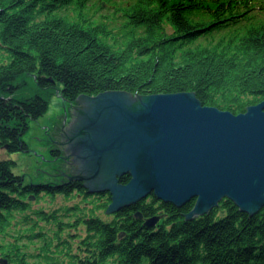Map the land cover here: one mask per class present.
<instances>
[{
  "label": "trees",
  "instance_id": "1",
  "mask_svg": "<svg viewBox=\"0 0 264 264\" xmlns=\"http://www.w3.org/2000/svg\"><path fill=\"white\" fill-rule=\"evenodd\" d=\"M88 1L0 0V150L30 151L23 135L56 93L192 91L236 114L264 99V0H101L117 19L90 15ZM15 165L0 158V264H264V207L251 214L225 198L188 218L195 200L152 193L104 216L109 192L26 183ZM42 193L95 199L35 208Z\"/></svg>",
  "mask_w": 264,
  "mask_h": 264
},
{
  "label": "water",
  "instance_id": "2",
  "mask_svg": "<svg viewBox=\"0 0 264 264\" xmlns=\"http://www.w3.org/2000/svg\"><path fill=\"white\" fill-rule=\"evenodd\" d=\"M78 100L62 142L73 155V180L91 194L110 193L108 214L152 193L178 207L195 199L188 218L225 198L251 214L264 207V99L238 114L203 105L192 91L110 90ZM135 216L143 219L140 211Z\"/></svg>",
  "mask_w": 264,
  "mask_h": 264
},
{
  "label": "rangeland",
  "instance_id": "3",
  "mask_svg": "<svg viewBox=\"0 0 264 264\" xmlns=\"http://www.w3.org/2000/svg\"><path fill=\"white\" fill-rule=\"evenodd\" d=\"M100 1L89 0L86 12L90 15L96 14L97 17L105 14L106 16H110V18L117 19L114 15L115 8L108 5L105 8H101L99 6ZM116 1L121 2L122 0ZM72 13L74 12L72 11ZM71 107H82V104L79 100L68 101L63 99L60 93H56L51 99L48 112L39 119L32 120L28 131L23 135V139L29 146L30 151L11 153L0 150V158H9L16 161L14 171L17 174H24L26 176V183H51L50 180H60L59 182L62 183L60 185H63L73 180V176L76 174L73 155L68 154L67 148L69 144L66 141L62 142L64 124L70 127L75 113ZM55 150L58 152V155H55ZM93 199H95L93 196L84 199L82 196L77 195H73L70 198L58 195L53 200L42 193L39 201H35L34 207H44L47 210H54L61 206L73 205L80 202V204L90 208L92 206L90 201ZM99 212L100 215H107L105 210H100ZM43 224L45 223L43 222Z\"/></svg>",
  "mask_w": 264,
  "mask_h": 264
},
{
  "label": "flooded vegetation",
  "instance_id": "4",
  "mask_svg": "<svg viewBox=\"0 0 264 264\" xmlns=\"http://www.w3.org/2000/svg\"><path fill=\"white\" fill-rule=\"evenodd\" d=\"M60 180H56V181H54V180H50V182H51V184L53 183V184H59L60 182H59ZM74 180H72L71 182H73ZM66 182V181H65ZM70 182V183H71ZM70 183H65V184H70Z\"/></svg>",
  "mask_w": 264,
  "mask_h": 264
}]
</instances>
